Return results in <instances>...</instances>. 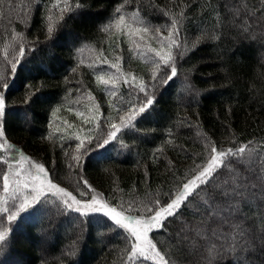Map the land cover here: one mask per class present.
I'll return each instance as SVG.
<instances>
[{"label": "trees", "instance_id": "1", "mask_svg": "<svg viewBox=\"0 0 264 264\" xmlns=\"http://www.w3.org/2000/svg\"><path fill=\"white\" fill-rule=\"evenodd\" d=\"M66 3L71 8L62 12ZM117 8L125 25L105 31L120 15ZM136 18L150 28L152 37L143 38L149 48L140 50L134 43L135 30L143 26L133 22ZM173 20L179 22L181 44L171 49L177 75L165 83L162 78L170 70L161 66L153 81L155 51H169L168 41L162 45L156 37H168ZM114 63L119 71L111 67ZM125 72L136 78L128 80L134 86L124 83ZM98 76L110 83L101 84ZM141 84L149 86L154 103L122 127L120 117L127 121L145 100ZM0 95L5 99L0 208L5 200L11 207L13 192L4 191L3 176L20 154L42 165L51 182L76 198L86 201L98 193L124 215L145 217L150 215L145 205L168 202L196 174L212 144L227 149L251 142L264 160V3L0 0ZM111 124L121 128L115 139L108 137ZM103 139L109 142L102 145ZM15 196L18 207L22 198ZM198 204L193 200L182 206L178 218L169 217L171 223L149 232L169 264H208L206 240L191 227L182 231L185 224L199 223L193 212ZM241 207L238 222L248 238L257 239L243 253L222 254L213 264H264L259 240L264 206L253 200L251 208ZM221 228L224 235L212 243L227 249L235 233L228 225ZM5 230L0 264H158L129 261L134 240L110 218L81 216L55 199L25 209L15 220L0 212V231Z\"/></svg>", "mask_w": 264, "mask_h": 264}, {"label": "snow or ice", "instance_id": "2", "mask_svg": "<svg viewBox=\"0 0 264 264\" xmlns=\"http://www.w3.org/2000/svg\"><path fill=\"white\" fill-rule=\"evenodd\" d=\"M261 2L264 3V0H261ZM76 7H79V5ZM70 8L71 6L66 3L65 8L61 9V11H68ZM116 12L120 13V15L114 18V20L105 27V31H108L109 28L112 27L120 29L125 25V15L122 13V8H117ZM235 15H240V9L235 10ZM133 22L143 25L141 28L135 30L137 33L141 31L145 34L149 33L150 28L142 19L136 18ZM178 23V20L172 21V31L169 32L168 37H156L162 45L165 40L168 41L169 51L164 55H161L160 51L155 52L156 57H159V59H154L152 61L154 65L152 72L153 81L158 80L161 66L170 70L165 74V77L162 78L165 83L171 81L177 75L175 56L172 54L171 49L173 47L176 49L181 48V44L176 39V37L179 36ZM52 30L51 25H49V34L52 33ZM152 31L158 33L159 29H153ZM141 39H143V36H141ZM137 47H139V45H137ZM23 54L24 49L21 47L20 55L23 56ZM179 54L183 55V52L181 51ZM117 61L120 62L119 57H117ZM15 67L16 65L13 64V71H15ZM111 67L119 71L117 63L112 64ZM97 79L105 86L110 83V80H105L103 76H98ZM132 79L134 81L136 78L133 77ZM124 83L129 84L130 87L134 86L128 80H125ZM7 87H9V85L4 83L3 88ZM113 87H115V84H113ZM148 87L149 86L146 84H141L139 86V92L144 93L145 100L138 109L133 111L132 115L127 117V121H125L124 117H120L122 127H128L130 121L137 113H145L146 109L154 103L148 91ZM113 95H115V92H113ZM4 115L5 99L3 95H0V118L4 117ZM110 128L112 130L108 133V137L110 139H115L117 133L121 131V128L116 124H111ZM3 136V125L0 124V137ZM108 142L109 139H103L102 145ZM3 146V144H0V148ZM20 159L26 160L27 158L20 157ZM12 160L15 161L16 157L13 156ZM257 161H260L259 166H256ZM3 163L9 164V167H11L8 160H4ZM33 167H35L36 173L32 176L31 185L27 182L24 184L25 189H31L29 192L31 200H29L28 196H25L17 207V197L13 194L11 207L8 206V201L5 200V206L0 208V212L8 213L9 220H15L20 212H23L33 204L41 202L42 198L46 200L43 180H40L41 176L46 177V170L39 164H34ZM197 168L198 171L191 179L185 180L179 186V190L176 193L169 195L168 202L161 203L159 199H156L145 205V213H150V215L139 219L132 215H123V209L122 211H117L115 208L100 203L95 196L92 197L90 203L84 202L82 204L81 201L77 200L71 193L52 184L51 181L48 182V189H55L56 193L62 194V203L67 209L74 210L81 216H88L90 212H103L104 216L109 217L116 225L128 230L134 238L128 255L129 261L151 260L159 261L160 264H169V261L157 249L156 244L148 239V233L152 230L162 229L165 221L169 223L172 222L168 220L169 217L178 218L177 214L182 206L187 208L193 200H198L199 204L194 208L193 212L200 217L199 223L192 226L185 224L182 231L187 232L191 227L196 237L206 240L208 264H213L218 257L221 259L223 258L222 254L243 253L247 250V247L257 239L256 237L248 238V230L245 229L238 220L239 217L243 216L242 205L251 208L252 201L256 200L260 206H264V160H261L256 150L251 147V142L242 144L236 148L229 147L227 149L223 147L218 148L215 144H212L207 161L202 166L198 165ZM241 168H243V170H241ZM15 176L16 180L14 183H18L21 170H17ZM38 180L39 184L36 183ZM3 181L4 191L7 192L9 187L8 174L3 176ZM83 183L87 185V181ZM74 205L75 207H73ZM129 208H131V205ZM233 217H237V221H234ZM125 221H127V223H125ZM214 224L217 225V227H213L212 225ZM132 225H136L137 227H132ZM222 225H228L229 231L235 233V236L232 237L233 242L227 249H225L223 245L218 248L215 243H212L213 237L219 239V237L224 235L221 228ZM6 234V230L0 231V243L5 242ZM237 237H239L243 243L237 240ZM186 238L185 236V239ZM259 240L261 243H264V232L261 233ZM193 246H195V241L193 242ZM238 264H242V262H238Z\"/></svg>", "mask_w": 264, "mask_h": 264}, {"label": "rangeland", "instance_id": "3", "mask_svg": "<svg viewBox=\"0 0 264 264\" xmlns=\"http://www.w3.org/2000/svg\"><path fill=\"white\" fill-rule=\"evenodd\" d=\"M149 34V35H148ZM148 34H145L143 33L142 31L141 32H138L136 34V36H138V39H135V43L136 45H139V49L141 50V48L144 49V47H148L147 45H145L147 42L144 40V39H141V36H143V38L149 40V37H152V34L148 33ZM140 36V37H139ZM144 43V44H143ZM165 43V41H164ZM165 45V44H164ZM149 48V47H148ZM152 50V49H151ZM154 50V49H153ZM159 51V49H158ZM156 52V51H155ZM161 52V55H164L165 54V48H162V50H160ZM154 66V65H152ZM122 79L123 80H130V81H133V77H132V74L129 72L128 74H126V72L124 74H122ZM126 77H129V78H126ZM136 80V79H135ZM134 80V81H135ZM19 157H17V160L16 162H14L13 164V167H12V171H10L8 173V176H9V181H8V184H9V188H8V192L11 190V192H13V194L15 195H18L22 198L25 197V196H28L29 200H31V196L29 195V192H30V188L29 189H25L24 188V184L27 182L31 185V182H32V176L36 173V169L35 167H33L34 164H38V163H34L33 161L29 160L28 158L26 160H22L20 159V157H25L23 155H20L18 154ZM17 170H21V176L19 177V182L18 183H14V181L16 180V176H15V172ZM40 180H43V187L45 189V196H46V200L44 198H42L41 202L39 203H36V204H33L31 205L32 208H36V207H40V206H43L44 204H47L48 202H50L52 199H55V200H58L60 202H62V194L60 193H56L55 192V189H51L49 190L48 189V182L50 181L48 176L46 175L45 176H41L40 177ZM37 184H39V180L36 181ZM52 184H55L53 182H51ZM56 185V184H55ZM57 186V185H56ZM59 188H61L60 186H58ZM64 189V188H63ZM65 191L69 192L68 190L64 189ZM70 193V192H69ZM73 196V195H72ZM95 196L97 198V200L100 201V203H103L105 204L106 206L108 207H112V208H115L113 205L109 204L100 194L98 193H94L91 198H89V200H81V199H78L76 198L77 200L81 201V203L83 204L84 202H91L92 200V197ZM98 206V205H96ZM29 207V208H31ZM75 207V205L73 206ZM29 208H26V209H29ZM116 209V208H115ZM117 210V209H116ZM74 211V210H72ZM118 211V210H117ZM76 212V211H74ZM89 215L92 217L93 220L101 217V216H104L103 212H99V213H92L90 212ZM124 215V214H123ZM125 216H128V215H125ZM109 218V217H108ZM138 218V217H137ZM141 218V217H140ZM139 219V218H138ZM111 220V219H110ZM115 223V222H114ZM125 223H127V221H125ZM118 227H120L119 225H117ZM132 227H137L136 225H132ZM121 229L127 231L129 234L130 232L122 227H120ZM131 235V234H130ZM132 237V236H131ZM133 238V237H132ZM148 239H149V233H148ZM134 240V238H133ZM146 246V245H145ZM151 261V260H150ZM155 263H158L160 264L159 261H153Z\"/></svg>", "mask_w": 264, "mask_h": 264}]
</instances>
